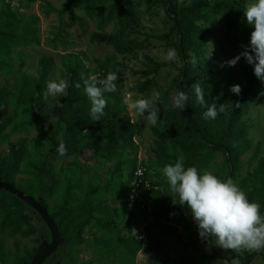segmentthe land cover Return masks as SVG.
Here are the masks:
<instances>
[{"label": "trees", "instance_id": "trees-1", "mask_svg": "<svg viewBox=\"0 0 264 264\" xmlns=\"http://www.w3.org/2000/svg\"><path fill=\"white\" fill-rule=\"evenodd\" d=\"M36 1L29 0L28 3ZM107 2L78 0L77 4L66 3L61 11H56L43 0L45 16L54 13L63 18L67 15L72 23H82L72 12V7L75 5L77 10L84 9L96 21L97 30L91 35V42L108 46L114 52L113 56L104 60L95 59L93 71L87 68L79 56L67 55L61 63L69 82L66 99L58 102L49 97L45 99L44 96L52 72L50 58H42L38 62L36 77L22 72V60L14 72L15 51L39 44V19L19 13L7 0H0V77L9 80L13 74L16 76L14 90L0 84V145L7 144L8 149L6 156L0 155V181L17 189L15 185L21 186L14 182V178L23 174L28 181L21 188L26 190L27 195L33 199L42 196L43 207L59 226L64 240L63 247L54 253L62 255L61 264L77 263L76 249L82 245L91 248L96 261H107L114 256L120 259L125 257L133 262L142 249L161 255L160 263L164 264H210L219 258L217 253L199 256L186 254L174 259L165 253V237L180 239L173 226L181 227L183 232H190L195 223L186 207L179 209L173 203L162 202L164 194L171 191L158 171L162 172L164 165L175 163L182 157L185 167L194 166L199 171H209L221 180L231 179L236 184L242 169L241 158L251 149L248 139L250 126L243 118L250 101L257 99L260 94L257 90L260 80L253 74L252 67H243V83L239 84L241 91L238 95L233 94L229 90L232 85L222 60H208L204 51L210 27L220 22L231 47L238 46L242 51L243 46L248 45L254 30L243 15L248 0H190L186 5L183 0H112L110 7L106 6ZM155 6L162 9L169 26L165 34L156 38L175 49L178 62H158L143 55L142 69L130 72L131 77L145 78L138 88L139 93L143 94L151 89L161 70L169 66L175 70L169 86L157 101L160 109L157 124L150 128L155 163L151 167L149 159L142 162L146 171L143 178L158 188L140 190V197L148 205L149 211L141 210L143 213L138 214L136 205H127L126 196L138 165V146L134 140L140 134V127L131 121L122 98L114 91H104V114L99 117V121H93L90 117L91 101L84 93V80L89 76L103 80L109 72L118 77L124 65L118 62L116 56H136L144 51L145 42L129 41L125 31L139 21L142 13ZM110 23L116 25L117 30L106 34L103 30ZM197 83L202 89L205 105L197 102L193 88ZM76 84L81 86L77 88ZM97 86L102 87L99 84ZM178 91L188 95L183 109L174 107L172 103L171 95L175 96ZM213 103L217 108L224 106V111L218 112L214 120H205L203 113ZM4 108L11 109V114L6 118H2ZM38 111L54 118V125L38 118ZM21 131H34L37 142L48 146L44 161H27L24 142H9L13 134ZM61 142L66 148L63 156L57 151ZM85 150L93 151L95 162L99 165L113 163V170L108 172L105 183H101L94 172L90 174V167L72 162L69 166L76 173V179L67 178L60 186L50 169L51 161L70 158L76 161ZM258 154L256 148L252 155V159H258L255 169L247 173L236 186L250 202L260 204V212L264 214V157L258 158ZM122 171L127 172V177L125 182L120 183ZM116 187L117 197L122 198H119L121 205L112 208L108 204V193ZM58 190L61 191V198H56ZM52 197L59 204H54L50 210L47 202ZM172 197L177 198L175 194ZM126 210L130 212V217L123 220ZM29 211L19 200L0 191L1 264H7V258L12 264H29L35 255L40 237L33 222H39V219L31 216ZM135 213L144 214L143 219L134 221ZM149 217L153 218L152 222L148 221ZM122 222L124 226L120 228ZM142 225L146 238L144 244L136 239L137 229ZM94 229L96 232L92 233ZM86 230L90 236L85 238ZM31 236L35 237V247L21 250L15 242L11 255L5 251L1 239H26ZM263 251H253L245 260H240V264H251Z\"/></svg>", "mask_w": 264, "mask_h": 264}, {"label": "rangeland", "instance_id": "rangeland-1", "mask_svg": "<svg viewBox=\"0 0 264 264\" xmlns=\"http://www.w3.org/2000/svg\"><path fill=\"white\" fill-rule=\"evenodd\" d=\"M11 4L13 9L19 11L26 16H34L39 19L38 30H39V44L36 46L27 47L25 49L16 50L14 53L15 66L14 72L17 69V65L20 60L24 63L22 72L31 76H37V64L42 58H50L52 61V72L50 73V80H55L57 77L59 79L66 80L68 82V76L62 69L61 63L67 57V55L73 54L80 57L84 62L87 68L90 71L94 70L95 59L104 60L107 57L113 56V50L105 45L93 43L90 40L91 35L97 30L96 21L91 19L86 13L85 10H77L76 6L72 7V12L78 17L82 23H72L69 16H64L63 18L58 17L54 13H50L48 16L44 15L45 8L43 7V0H37L34 3H28L29 0H7ZM50 5L51 8L56 11H61L63 6L66 3L74 2L77 4L78 0H44ZM184 4H188L190 0H183ZM251 3V0H248V4ZM112 0H108L106 6L110 7ZM168 21L160 7H153L150 11H146L140 15L139 21L128 28L125 31L128 36L129 41H138L145 42V49L142 53L136 56H116V59L119 63L124 65L123 69L119 70L118 79L114 82L116 90L120 97L123 100L125 93H132L133 99L139 98H150L153 92H158L160 95L167 89L170 84L171 79L175 75V70L173 66H169L160 71L156 76L153 86L146 93L140 94L138 91L139 86L145 82V78L140 76L131 77V71H138L142 69V56L148 55L152 57L155 61H163V57L166 55V52L171 48L170 44L158 40L156 37L165 34L168 30ZM117 30V26L113 23L107 25L103 32L106 34H111ZM210 45L212 46L210 51ZM210 51V52H209ZM241 52L240 47H231L223 24L220 22L215 26L210 27V33L207 38L204 54L208 60L213 58H220L224 64V68L229 75L231 85H239L243 83L242 77V68L243 67H252L247 64L242 58L234 67H229L227 61L233 59ZM177 57L173 61H169L172 64H177ZM16 76L13 74L7 78L0 77V84H5L9 90L15 89ZM8 82V83H7ZM67 89V88H66ZM259 91V96L255 100H251L249 108L243 118V121L250 126L249 131V141L251 144V149L247 152L242 158V169L239 174L237 182L242 178L246 177L247 173H251L256 165L258 159H252V155L256 148L259 150L258 158L264 157V83L259 81L257 86ZM45 93V92H44ZM174 99V95H171ZM49 98L54 99L58 102H64L66 99V90L64 93L58 95L56 98L49 96ZM125 106V105H124ZM129 117L132 122L136 123L140 127V134L135 138V143L138 146L136 152V158L138 162H147L150 160V166L154 164V154H153V137L150 132L152 124L146 121L143 117L136 115L134 112H130L125 106ZM11 114L10 108L3 109L2 118H6ZM36 116L43 120H46L50 124L55 123V119L49 117L45 112L38 111ZM146 116V114H145ZM10 131V128L7 129V132ZM23 141L27 147L26 160L40 163L44 161L48 146L39 144L37 142L36 133L34 131H21L19 133L13 134L9 142H19ZM8 154L7 144L0 145V155L6 156ZM76 163L82 167L91 168L90 174L93 172L97 175V179L101 183H105L108 177V172L113 170V163L99 165L95 162V158L92 150H85L83 155L77 158L76 161L73 159H58L51 161V171L56 176V181L61 186L65 179L74 178L76 179V173L73 169L70 168L71 163ZM152 167V166H151ZM152 171V170H151ZM160 172L161 175V171ZM121 182L126 181L127 172L122 171L121 173ZM117 179V178H116ZM28 181L27 176L20 174L14 178V182L21 187H24ZM237 182L235 185H237ZM119 183V184H120ZM15 187L25 194L26 190L16 186ZM118 190L116 188H111L108 193V204L112 208L120 206L119 198L117 197ZM173 193L167 191L163 198L162 202L164 204L173 203L176 208H183L178 204V199L172 197ZM42 197L41 195H39ZM37 196V198L39 197ZM61 191L58 190L56 198H61ZM36 198V199H37ZM127 199V196H126ZM177 203H175V202ZM128 203V202H127ZM48 208L51 210L54 204H59V201H55L52 197L48 202ZM128 205V204H127ZM148 207V205H147ZM151 207V211H152ZM29 214L31 216H38L29 209ZM137 213H143V211L137 209ZM149 211V208H148ZM135 213L134 221L143 219V215H138ZM130 217V212L126 210L123 214V220H126ZM39 219V218H38ZM149 222L153 221V218H148ZM34 227L38 232L40 237V243L50 242V237L44 223L39 219L38 221L33 222ZM124 222L120 225V228H123ZM45 227V228H44ZM177 230V234L180 235V239L177 240L173 236L165 237L163 240V247L165 253L171 258H178L180 256L190 254L193 256L211 255L212 253H217L219 258L214 259L210 264H233L234 260H245V257L251 254L255 250H244L240 251L235 250H226L222 249L215 244L213 239L202 240L198 236L196 226L190 232H183L182 228L179 226H173ZM92 233H95L96 230H92ZM90 236L88 230L85 231L84 237ZM4 242V249L7 254L11 255L14 252V243L17 242L21 250L31 249L36 246L34 243L35 237L31 236L29 238L23 239L20 237L7 238L1 237ZM40 245V244H39ZM38 245V246H39ZM37 246V247H38ZM74 249V248H72ZM77 263L75 264H164L160 263L162 256L155 253L154 251H139L135 260L133 262L129 261L125 257L121 259L119 257H111L107 261L101 260L96 261L92 256L91 248H85V246H79L77 249ZM60 253L54 254L45 264H61ZM7 264H12L9 258L6 260ZM1 264V263H0ZM251 264H264V251L258 256Z\"/></svg>", "mask_w": 264, "mask_h": 264}, {"label": "clouds", "instance_id": "clouds-1", "mask_svg": "<svg viewBox=\"0 0 264 264\" xmlns=\"http://www.w3.org/2000/svg\"><path fill=\"white\" fill-rule=\"evenodd\" d=\"M243 15L247 24L254 30L250 34L248 45L243 46V50L237 56L227 61V65L234 67L243 58L252 66L253 74L257 79L264 83V0H251V3L245 7ZM211 48L210 45V51ZM176 55L175 49L169 48L163 59L165 62L173 61ZM117 79L115 73L109 72L103 80H97L95 76H89L84 80V93L91 101L90 117L93 121H99V117L104 114L106 101L103 93L115 91L114 82ZM97 84L102 87H98ZM80 86V84L75 85L77 88ZM67 87V81L59 77L48 81L44 93L45 99L49 96L56 98L64 93ZM193 88L197 102L205 105L199 84H194ZM229 90L238 95L241 88L239 85H233ZM158 100V92H153L147 99H133L132 93H125L122 102L130 112L156 125L160 111L157 106ZM187 100L188 95L178 91L172 103L174 107L183 109ZM223 111L224 106L217 108L213 103L206 107L203 118L214 120L218 112ZM57 151L59 155H65L66 148L63 142L59 144ZM162 175L169 190L177 197L178 204L186 207L190 212L199 238L213 239L216 245L226 250L264 249V214L260 212L261 206L250 202L246 194L231 179L221 180L209 171H199L194 166L185 167L182 157L175 163L164 165ZM233 264L240 262L234 260Z\"/></svg>", "mask_w": 264, "mask_h": 264}, {"label": "water", "instance_id": "water-1", "mask_svg": "<svg viewBox=\"0 0 264 264\" xmlns=\"http://www.w3.org/2000/svg\"><path fill=\"white\" fill-rule=\"evenodd\" d=\"M0 191H4L19 200L27 208L31 209L44 223L50 237V242L43 241L40 243L29 264H45V262L57 251V249L63 247L64 240L60 235L59 226L53 222L52 216L46 213L43 207L42 198L39 196L37 199H33L27 194L15 189L7 182L1 181Z\"/></svg>", "mask_w": 264, "mask_h": 264}, {"label": "built area", "instance_id": "built-area-1", "mask_svg": "<svg viewBox=\"0 0 264 264\" xmlns=\"http://www.w3.org/2000/svg\"><path fill=\"white\" fill-rule=\"evenodd\" d=\"M145 168L142 166L141 162H138L137 168L133 173V181L131 186L127 192V204L128 206L136 205L139 210L148 209L146 202L140 197V190L150 191L157 190V186H151L148 181H146L143 177L145 175ZM144 225L139 227L137 231L136 239L139 242L145 241V236L142 232V228Z\"/></svg>", "mask_w": 264, "mask_h": 264}, {"label": "crops", "instance_id": "crops-1", "mask_svg": "<svg viewBox=\"0 0 264 264\" xmlns=\"http://www.w3.org/2000/svg\"><path fill=\"white\" fill-rule=\"evenodd\" d=\"M139 227H140V226H139ZM139 227H138L137 231L139 230ZM136 234H137V232H136ZM145 240H146V238H145ZM141 243L144 244L145 241H143V242H141ZM140 251L142 252L143 250L141 249Z\"/></svg>", "mask_w": 264, "mask_h": 264}]
</instances>
